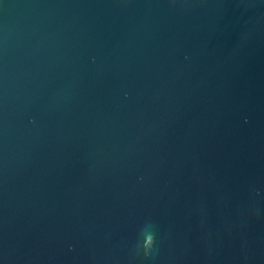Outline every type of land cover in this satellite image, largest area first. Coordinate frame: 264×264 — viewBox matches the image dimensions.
Returning <instances> with one entry per match:
<instances>
[{
  "label": "water",
  "instance_id": "obj_1",
  "mask_svg": "<svg viewBox=\"0 0 264 264\" xmlns=\"http://www.w3.org/2000/svg\"><path fill=\"white\" fill-rule=\"evenodd\" d=\"M0 264H264V0H0Z\"/></svg>",
  "mask_w": 264,
  "mask_h": 264
},
{
  "label": "clouds",
  "instance_id": "obj_2",
  "mask_svg": "<svg viewBox=\"0 0 264 264\" xmlns=\"http://www.w3.org/2000/svg\"><path fill=\"white\" fill-rule=\"evenodd\" d=\"M170 6L175 7L179 2L183 8L189 7L190 0H169ZM203 3V0H201ZM139 236L142 237V240H138L135 245L134 251L136 254L142 252L145 258H148L150 255H153L155 251V231L154 225L151 222H146L143 227L140 229Z\"/></svg>",
  "mask_w": 264,
  "mask_h": 264
}]
</instances>
